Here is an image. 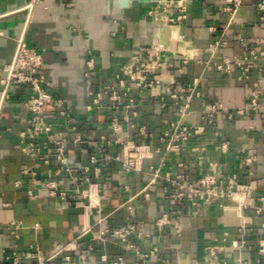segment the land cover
Wrapping results in <instances>:
<instances>
[{"label":"crops","instance_id":"obj_1","mask_svg":"<svg viewBox=\"0 0 264 264\" xmlns=\"http://www.w3.org/2000/svg\"><path fill=\"white\" fill-rule=\"evenodd\" d=\"M177 1H133L122 7L119 0H34L27 15L16 12L0 19V78L13 57L16 38L23 34L28 45L43 54L48 88L64 101L69 114L61 116L59 107L50 106L55 132L23 139L20 132L31 120L23 106L27 87L14 85L3 103L0 264H39V255L48 258L56 251L57 256L45 264H89L104 254L110 259L124 255L126 264H160L161 259L264 264L257 241L264 235V209L257 211L264 195V97L259 109L250 108L256 82L264 92V10L260 0H243L234 13L225 10V0H184L187 17L176 27L149 15L157 3H169L166 10L177 14ZM20 2L0 0V11ZM222 33L227 44L215 49L212 44ZM151 44L162 47L164 68L157 71L158 76L164 75L179 88L195 90L184 122L202 123L208 103L223 106L204 133L177 153L165 152L162 136L171 121L180 118L185 100L177 103L169 97L163 102L129 82V94L139 104L138 116L107 105L88 110L90 90L115 84L122 67ZM91 58L94 63L89 68ZM224 58L256 65L246 76L239 66L227 73L216 66ZM1 90L0 85V96ZM240 109L244 114L236 113ZM113 117L123 124L122 142L113 134ZM144 124L150 136L138 134ZM59 138L67 141L65 166L52 157V141ZM29 141L40 151H25ZM130 141L148 148L150 157L141 160L138 170L124 166ZM251 155L256 156L255 162L246 164ZM153 165L188 181L211 174L224 185L227 178L235 177L253 183L256 190L250 206L242 211L224 196L193 206L188 200L175 199L176 189H165V179L153 178ZM163 213L181 225L180 233L172 226L155 227ZM127 222L137 228V235L129 238L134 249H126L109 232ZM215 242L220 249L211 258L208 247ZM153 247L157 255L142 256Z\"/></svg>","mask_w":264,"mask_h":264},{"label":"built area","instance_id":"obj_2","mask_svg":"<svg viewBox=\"0 0 264 264\" xmlns=\"http://www.w3.org/2000/svg\"><path fill=\"white\" fill-rule=\"evenodd\" d=\"M173 2V1H171ZM225 10L234 13L242 4L243 0H225ZM169 3L165 6L157 3L150 11L149 15L157 22L162 21L168 26L176 27L187 17V6L184 0L177 1L178 11L168 12L166 9ZM170 6V5H169ZM259 6L264 10V0H260ZM227 41L222 33L218 39L212 44L215 49L220 46H225ZM161 46L151 44L145 46L144 51L134 56L126 65H124L118 74V79L115 84H105L97 88H93L89 92L90 103L88 110L93 111L102 106L107 105L108 108L113 110H130L134 116H138V102L134 97L129 94V82L136 83L140 88L147 89L153 96H158L161 101L165 102L167 98H172L175 102L185 100L183 106L179 109L180 118L171 121L170 125L164 131L162 141L165 146L166 153L179 152L184 149V145L189 140L195 138L204 133L205 129L210 123L215 121L216 114L223 108L222 104L208 103L204 107L203 122L200 124L186 123L184 118H187L190 114V105L192 96L195 93L192 87H177L174 82H169L164 75L158 76V70L164 68V63L161 60ZM93 59L88 60V67L93 66ZM44 56L41 52L30 47L23 34L16 38L15 50L11 61L5 66L4 74L0 78V85L2 87L0 96V110L4 101L11 95V90L14 85H25L28 93L23 100V106L30 115V124L24 130L20 132V136L23 139L31 138L38 139L43 136L51 135L55 132V124L49 118L50 106L59 107V115L69 116L64 108V101L61 98L56 97L48 88V81L43 72ZM254 62H249L245 59H231L224 58L216 66L227 73L233 71L234 66H239L243 70V74L248 73L251 68L255 67ZM255 89L251 92L250 108L257 110L260 107V100L264 97V92L259 83H255ZM239 115L244 114V110L240 109L236 112ZM229 117H233V114H229ZM112 131L117 136V142H122L121 137L124 131L123 124L115 117H113ZM138 134L143 136H150L149 126L144 124L137 130ZM78 141V139H76ZM66 140L59 138L52 141L54 151L52 157L57 160L62 166L68 164V156L66 153ZM222 149H227V144L222 143ZM24 150L35 154L40 149L31 141L24 147ZM148 148L147 145L138 144L135 141H130L125 146V159L124 166L128 170L140 169L141 160L147 157ZM256 160L255 155H251L245 159L246 164H252ZM91 161H96L95 156H92ZM153 178H163L167 181L165 189L171 190L175 188L173 197L177 200H188L193 206H199L202 201L212 200L216 196H224L235 201L236 208L241 211L244 208L250 206V198L256 187L253 183H243L237 180L235 177H229L225 180L224 185L221 184L218 179L211 175L206 174L194 180H183L181 175L173 176L170 171L162 172L161 166H152ZM96 172H99V168H96ZM86 171H90V167H86ZM173 190V189H172ZM263 205L258 207L257 211L261 212L264 209V195L260 197ZM130 212L133 213L132 206H128ZM248 218V217H247ZM247 219L241 225L240 229L246 228ZM173 227L177 233L181 231V225L174 221V218L169 213H163L155 220V227L159 230H163L166 227ZM111 234L120 240L126 249H134L135 244L129 242V238L133 235H137V228L132 222H127L123 225L117 226L109 230ZM227 234L225 233L224 240H227ZM217 241V240H216ZM258 252L264 255V235L258 237ZM220 245L218 242L208 247L209 256L213 258ZM157 249L151 248L150 251L145 252L142 256L150 257L157 255ZM59 251L54 252L48 258H42L39 264H45V262L53 259ZM82 257H84L82 255ZM159 260V257H158ZM71 264H75L71 262ZM89 264H126L124 255H120L116 258L110 259L107 255H102L97 261L89 262ZM160 264H201L198 261L185 260L172 263L169 260L161 259Z\"/></svg>","mask_w":264,"mask_h":264},{"label":"water","instance_id":"obj_3","mask_svg":"<svg viewBox=\"0 0 264 264\" xmlns=\"http://www.w3.org/2000/svg\"><path fill=\"white\" fill-rule=\"evenodd\" d=\"M33 1L34 0H22V2H20V4L8 6L7 8L0 11V19L6 18L10 14L16 13V12H20V13H23L24 15H27L28 8L32 5ZM109 1H111V0H109ZM133 1L157 2V1H162V0H119L120 5L122 7L129 6ZM87 237H89V235Z\"/></svg>","mask_w":264,"mask_h":264},{"label":"rangeland","instance_id":"obj_4","mask_svg":"<svg viewBox=\"0 0 264 264\" xmlns=\"http://www.w3.org/2000/svg\"><path fill=\"white\" fill-rule=\"evenodd\" d=\"M249 157H250V156H249ZM249 157H247V158H249ZM247 158H246V159H247Z\"/></svg>","mask_w":264,"mask_h":264}]
</instances>
